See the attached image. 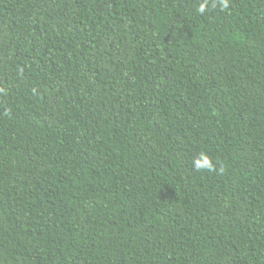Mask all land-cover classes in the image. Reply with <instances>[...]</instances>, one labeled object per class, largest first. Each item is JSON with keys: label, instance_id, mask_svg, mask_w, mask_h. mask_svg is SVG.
I'll list each match as a JSON object with an SVG mask.
<instances>
[{"label": "trees", "instance_id": "obj_1", "mask_svg": "<svg viewBox=\"0 0 264 264\" xmlns=\"http://www.w3.org/2000/svg\"><path fill=\"white\" fill-rule=\"evenodd\" d=\"M0 264H264V0H0Z\"/></svg>", "mask_w": 264, "mask_h": 264}, {"label": "clouds", "instance_id": "obj_2", "mask_svg": "<svg viewBox=\"0 0 264 264\" xmlns=\"http://www.w3.org/2000/svg\"><path fill=\"white\" fill-rule=\"evenodd\" d=\"M225 6H226V0H224ZM206 8V3H201L198 11L200 13H204ZM194 167L197 170H207V171H213L214 170V166L212 164L211 158L205 153V152H201L199 154V158L195 159L194 161Z\"/></svg>", "mask_w": 264, "mask_h": 264}]
</instances>
